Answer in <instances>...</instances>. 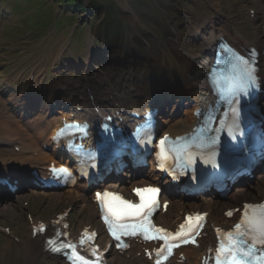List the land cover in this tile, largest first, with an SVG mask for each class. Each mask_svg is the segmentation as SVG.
I'll return each mask as SVG.
<instances>
[{"label": "snow or ice", "instance_id": "snow-or-ice-1", "mask_svg": "<svg viewBox=\"0 0 264 264\" xmlns=\"http://www.w3.org/2000/svg\"><path fill=\"white\" fill-rule=\"evenodd\" d=\"M259 53L255 49L249 50L247 56L241 55L234 51L230 52V63L242 69L241 82L233 93L248 94V89L255 87L257 82V64ZM211 75V74H210ZM215 84V80L211 81ZM235 112V109L233 110ZM229 135L233 136V132L229 129ZM167 138L161 140V146L166 142ZM213 144L216 142L213 138L211 141ZM191 162V157L189 158ZM60 173L67 171L65 168L57 170ZM136 194L140 197L139 204H133L129 201L122 200L118 196H114L111 193H97V199L101 201V207L106 212L104 216L105 222L108 224V229L112 236L119 240L121 235L135 236L137 232L141 233L145 240L148 239H160L165 241V244L157 251V256L161 257L166 250L169 254L172 248L177 246L175 244H169L168 241L171 238L175 240L177 237L182 239L183 243H189V233L177 231L173 236L170 233H164L163 229H154L151 226V222L148 220L152 208L156 203L155 188L136 189ZM244 212L241 215V219L234 225L233 231L221 234V230L217 229L218 243L215 248V264H264V250H259L257 254L256 245L264 246V204L259 205H245ZM227 215L231 216L232 213L228 212ZM135 218L136 223H127L126 221ZM202 219V217L197 218ZM197 223L194 227H200ZM181 229L185 226L181 225ZM193 227V226H190ZM45 230L43 225L38 228H34L33 235L37 232H43ZM153 233H160V235H154ZM60 234L57 233V236ZM94 235V234H93ZM246 237H250L251 243H248ZM91 237H89L90 239ZM84 243V240H81ZM48 249L52 252H61L63 249L73 248L70 244H58L57 240L50 238L46 241ZM119 246V245H118ZM76 261L80 264H87L84 257L73 253ZM166 258V257H164ZM156 264H160L158 258Z\"/></svg>", "mask_w": 264, "mask_h": 264}, {"label": "rangeland", "instance_id": "rangeland-1", "mask_svg": "<svg viewBox=\"0 0 264 264\" xmlns=\"http://www.w3.org/2000/svg\"><path fill=\"white\" fill-rule=\"evenodd\" d=\"M149 3L151 6L152 3L150 2V0H149ZM165 5L167 8L162 9L161 11L168 13L169 17L171 15H174L173 19L169 18V23H171V25H174L176 27L175 31L179 32L178 33L179 36L182 37V39L184 40V43L186 44L191 35V31H193L191 30V27L194 26L195 20L198 19L197 12L199 10L197 11V9L200 6H203L202 1L201 0H178V1L177 0H167L165 2ZM193 10H194V14L192 13ZM154 12L156 15V20L160 19L161 18L160 12L159 13L156 11ZM151 30H152L151 27H149L145 29V32L146 31L149 32ZM159 30L161 29L159 28ZM52 35H53V38L55 39L60 38V40L58 41V44H59V47L57 48L58 50L54 51L55 52L54 54L58 55L59 53L67 49V43H66L67 41H65V38H62L61 36L57 37V36H54L55 34H52ZM63 41H65V43H63ZM62 48L63 50H61ZM53 57H54L53 53H50L48 56L49 59H53Z\"/></svg>", "mask_w": 264, "mask_h": 264}, {"label": "bare ground", "instance_id": "bare-ground-1", "mask_svg": "<svg viewBox=\"0 0 264 264\" xmlns=\"http://www.w3.org/2000/svg\"><path fill=\"white\" fill-rule=\"evenodd\" d=\"M202 26H203V25H201V26H199V27H198V26H195V27H193V28H197L196 31H198V29H201Z\"/></svg>", "mask_w": 264, "mask_h": 264}]
</instances>
